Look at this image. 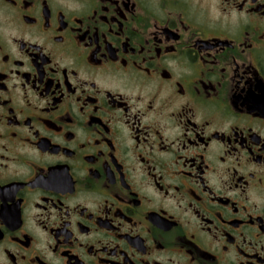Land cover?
<instances>
[{"label": "flooded vegetation", "instance_id": "1", "mask_svg": "<svg viewBox=\"0 0 264 264\" xmlns=\"http://www.w3.org/2000/svg\"><path fill=\"white\" fill-rule=\"evenodd\" d=\"M0 264H264V0H0Z\"/></svg>", "mask_w": 264, "mask_h": 264}]
</instances>
